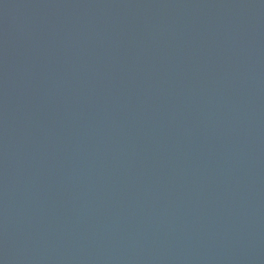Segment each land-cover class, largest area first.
Wrapping results in <instances>:
<instances>
[{
	"label": "water",
	"instance_id": "95a60500",
	"mask_svg": "<svg viewBox=\"0 0 264 264\" xmlns=\"http://www.w3.org/2000/svg\"><path fill=\"white\" fill-rule=\"evenodd\" d=\"M0 264H264V0H0Z\"/></svg>",
	"mask_w": 264,
	"mask_h": 264
}]
</instances>
